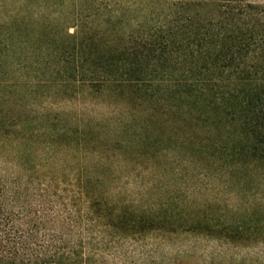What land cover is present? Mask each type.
<instances>
[{"label": "trees", "instance_id": "1", "mask_svg": "<svg viewBox=\"0 0 264 264\" xmlns=\"http://www.w3.org/2000/svg\"><path fill=\"white\" fill-rule=\"evenodd\" d=\"M3 68L32 74L64 107L49 185L0 169V264H97L109 245L156 232L254 242L246 205L226 218L208 212H226V198L210 201L177 222L164 213L191 209L185 196L141 209L120 185L135 174L140 199L160 198L139 161L168 155L191 171L175 174L184 184L217 182L216 197L264 170V0H0ZM86 95L115 120L74 111Z\"/></svg>", "mask_w": 264, "mask_h": 264}, {"label": "rangeland", "instance_id": "2", "mask_svg": "<svg viewBox=\"0 0 264 264\" xmlns=\"http://www.w3.org/2000/svg\"><path fill=\"white\" fill-rule=\"evenodd\" d=\"M37 82L38 80L29 73H8L4 68L0 72V169L8 173L26 171L28 175L35 176L34 184L41 183L46 186L50 184L51 177L58 174L60 168L59 115L64 106L58 98L52 100V104L44 99L47 90ZM17 100L28 104L31 113H23V106L16 105ZM99 102L100 100L96 103V99L86 95L84 106L72 109L84 113L86 117L115 120L113 108L109 104ZM1 133H4V136ZM172 157L168 155L163 160H156L154 167L149 166L145 160L139 161L142 168H147L145 173L139 174L145 179H152V186L156 187L153 192L159 194L160 198H157V195L152 197L146 192L147 197L140 199L138 193L144 185L141 183V177L135 178L136 175L133 174L128 177L131 181L127 183L124 179V184L120 185L121 190L129 196V201L125 203L149 209L152 204L155 207L163 204V200L175 201L177 196H185L183 203L191 209L177 215L164 213L166 220L178 222L200 215L198 206L210 201L221 202L226 198V212L222 208H214L208 212L230 218L235 209L239 210L238 214H243L246 205L253 214V224L260 226V231L254 233V242L226 248L219 242L193 237L188 233L164 235L156 232L136 242L126 239L122 244L109 245L110 248L100 256L102 261L97 264H206L211 254L214 264H264V170H254L252 181L236 185L238 188L230 185L227 197L225 193L216 197L214 195L217 192L214 190L219 189L217 182H210L212 192H203L201 185L184 184L183 179L175 174L180 172L190 176L192 173L185 164L177 167L175 163L169 162ZM126 168H119V172L123 173ZM128 168L132 170L131 166ZM151 170L155 175H148ZM168 176L172 179L169 180ZM211 204L221 206L218 203ZM168 209L169 206L165 210Z\"/></svg>", "mask_w": 264, "mask_h": 264}]
</instances>
